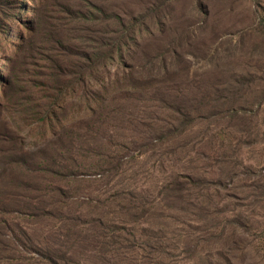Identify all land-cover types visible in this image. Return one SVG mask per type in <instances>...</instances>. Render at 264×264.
Masks as SVG:
<instances>
[{"label":"rangeland","instance_id":"374dc122","mask_svg":"<svg viewBox=\"0 0 264 264\" xmlns=\"http://www.w3.org/2000/svg\"><path fill=\"white\" fill-rule=\"evenodd\" d=\"M0 264H264V0H0Z\"/></svg>","mask_w":264,"mask_h":264}]
</instances>
